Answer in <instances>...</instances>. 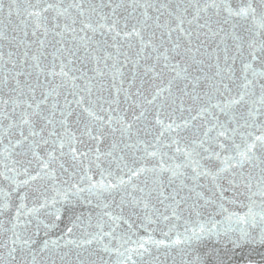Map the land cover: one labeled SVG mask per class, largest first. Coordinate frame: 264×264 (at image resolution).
Here are the masks:
<instances>
[{
	"label": "snow or ice",
	"instance_id": "snow-or-ice-1",
	"mask_svg": "<svg viewBox=\"0 0 264 264\" xmlns=\"http://www.w3.org/2000/svg\"><path fill=\"white\" fill-rule=\"evenodd\" d=\"M0 264H264V0H0Z\"/></svg>",
	"mask_w": 264,
	"mask_h": 264
}]
</instances>
